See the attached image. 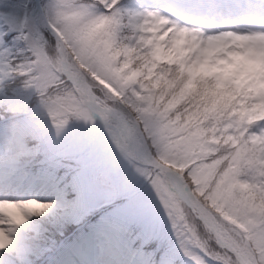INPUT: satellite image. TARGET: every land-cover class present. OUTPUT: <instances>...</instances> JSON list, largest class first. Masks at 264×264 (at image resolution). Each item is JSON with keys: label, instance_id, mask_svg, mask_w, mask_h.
<instances>
[{"label": "snow or ice", "instance_id": "1", "mask_svg": "<svg viewBox=\"0 0 264 264\" xmlns=\"http://www.w3.org/2000/svg\"><path fill=\"white\" fill-rule=\"evenodd\" d=\"M0 116V264H264V0H28L0 30ZM98 120L69 181L43 145Z\"/></svg>", "mask_w": 264, "mask_h": 264}, {"label": "rangeland", "instance_id": "2", "mask_svg": "<svg viewBox=\"0 0 264 264\" xmlns=\"http://www.w3.org/2000/svg\"><path fill=\"white\" fill-rule=\"evenodd\" d=\"M27 5H28V0H0L1 30L7 27V24L12 19L13 15L22 16L24 13V9ZM12 35H14V33H12ZM101 136H102L101 121L98 120L95 127L88 125L83 121H73L69 130L61 139L56 140L54 138H49L45 142L44 148L47 152H52L53 154H63L65 156L66 161L69 163V167L68 168L66 167V170L63 172V174L67 172L69 176V180L72 181L73 176L76 175L78 170H81V168L84 165L93 162L88 158L87 154L83 151L84 145L91 143L99 146ZM1 141H3L1 144L3 145L2 148H4L5 134L2 135ZM101 158H102V152H101ZM77 160H80L81 164H77L76 163ZM78 183L80 184V186L85 188L84 194L82 195L84 200L90 201L92 194L88 190L86 183H84L83 181H80ZM78 210L79 209L76 200L73 202V204H71L67 208V211L69 213H75ZM165 243L175 247L176 241L175 238L171 235V233L168 234V238L166 239ZM154 246L155 245H152V248H154ZM143 264H147V260ZM176 264H191V261L188 260L186 257H184L182 254H180L179 258L176 261Z\"/></svg>", "mask_w": 264, "mask_h": 264}, {"label": "bare ground", "instance_id": "3", "mask_svg": "<svg viewBox=\"0 0 264 264\" xmlns=\"http://www.w3.org/2000/svg\"><path fill=\"white\" fill-rule=\"evenodd\" d=\"M69 235H72V233H69ZM151 249H153V248H151Z\"/></svg>", "mask_w": 264, "mask_h": 264}, {"label": "trees", "instance_id": "4", "mask_svg": "<svg viewBox=\"0 0 264 264\" xmlns=\"http://www.w3.org/2000/svg\"><path fill=\"white\" fill-rule=\"evenodd\" d=\"M1 117V116H0ZM30 143H34V142H30ZM38 158V157H37ZM68 199H70V198H68Z\"/></svg>", "mask_w": 264, "mask_h": 264}]
</instances>
